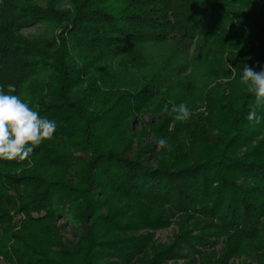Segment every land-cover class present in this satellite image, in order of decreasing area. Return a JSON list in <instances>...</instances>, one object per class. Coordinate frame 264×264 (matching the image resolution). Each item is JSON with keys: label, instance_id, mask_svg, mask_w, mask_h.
Wrapping results in <instances>:
<instances>
[{"label": "trees", "instance_id": "obj_1", "mask_svg": "<svg viewBox=\"0 0 264 264\" xmlns=\"http://www.w3.org/2000/svg\"><path fill=\"white\" fill-rule=\"evenodd\" d=\"M245 64L264 68V0H4L0 86L57 129L0 160V264H264V107L247 119ZM182 102L187 122L162 112Z\"/></svg>", "mask_w": 264, "mask_h": 264}, {"label": "clouds", "instance_id": "obj_2", "mask_svg": "<svg viewBox=\"0 0 264 264\" xmlns=\"http://www.w3.org/2000/svg\"><path fill=\"white\" fill-rule=\"evenodd\" d=\"M4 0H0L3 4ZM240 83L246 86L254 101L249 103L247 119L259 124L261 117L257 110L264 107V68L257 72L253 67L243 66ZM16 92L14 85L9 84L7 91L0 86V160L24 161L46 140L54 137L57 123L40 115L29 103ZM162 112L175 114V121L187 122L192 111L185 103L173 104L169 109L165 104ZM159 148L170 147L165 138L157 141Z\"/></svg>", "mask_w": 264, "mask_h": 264}, {"label": "rangeland", "instance_id": "obj_3", "mask_svg": "<svg viewBox=\"0 0 264 264\" xmlns=\"http://www.w3.org/2000/svg\"><path fill=\"white\" fill-rule=\"evenodd\" d=\"M43 30V27H34L29 30H26L24 34L26 36H33L38 35ZM192 52V50H191ZM146 122L149 121L148 118L145 119ZM139 129V126H137V130ZM149 143V140L147 141ZM159 149V148H158ZM145 158L149 157V154H144ZM146 164H149L151 166H155L152 162L145 161ZM66 224H70L69 220H65L64 216H60L59 219L56 222V227L60 229V235L62 237L63 243L67 245H71L76 242L75 238L72 235V231L68 229ZM148 232L142 233L141 235H146ZM151 233V232H150ZM148 233V234H150ZM180 234V229L178 226V220L173 219L171 221V226L165 230L158 231L157 233H154V243L156 246L161 247H168L174 243L176 240V237ZM222 250V246L217 247V256L216 260L218 259L220 252ZM197 263H201V260L197 259ZM167 264H184L183 261H174L169 262ZM229 264H257L256 259L254 256H242L240 258H232L229 261Z\"/></svg>", "mask_w": 264, "mask_h": 264}]
</instances>
